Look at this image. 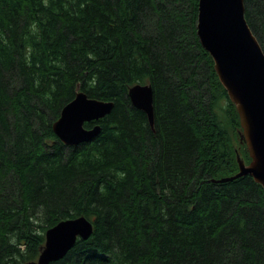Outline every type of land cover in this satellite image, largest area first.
I'll use <instances>...</instances> for the list:
<instances>
[{
	"label": "trees",
	"instance_id": "obj_1",
	"mask_svg": "<svg viewBox=\"0 0 264 264\" xmlns=\"http://www.w3.org/2000/svg\"><path fill=\"white\" fill-rule=\"evenodd\" d=\"M198 1L0 0V264H31L79 216L92 236L50 264H264L263 186L214 181L242 147L251 158ZM244 3L264 46V0ZM137 83L153 86L154 127ZM78 90L115 104L69 146L53 124Z\"/></svg>",
	"mask_w": 264,
	"mask_h": 264
},
{
	"label": "water",
	"instance_id": "obj_2",
	"mask_svg": "<svg viewBox=\"0 0 264 264\" xmlns=\"http://www.w3.org/2000/svg\"><path fill=\"white\" fill-rule=\"evenodd\" d=\"M197 33L203 48L214 60V69L236 105L250 162L237 154L239 170L231 176L214 179L232 181L251 175L264 188V51L245 17L244 0H199ZM133 105L144 111L155 125L154 91L151 84L130 87ZM113 100L91 98L83 90L62 108L53 129L60 140L76 146L93 140L102 130L100 123L113 110ZM94 231L85 216L59 221L46 231L45 244L33 264H50L66 256L78 239H89Z\"/></svg>",
	"mask_w": 264,
	"mask_h": 264
},
{
	"label": "rangeland",
	"instance_id": "obj_3",
	"mask_svg": "<svg viewBox=\"0 0 264 264\" xmlns=\"http://www.w3.org/2000/svg\"><path fill=\"white\" fill-rule=\"evenodd\" d=\"M163 2H165V1H163ZM170 7H172V6H170ZM253 11H254V9H253ZM261 45V44H260ZM261 47H262V49H263V51H264V46H262L261 45ZM246 149H247V151H248V148H247V146H246ZM236 154H240V156L245 160V162L246 163H249L250 162V160H247L245 157H244V152H243V147L241 148V151L239 152H237ZM250 156V155H249Z\"/></svg>",
	"mask_w": 264,
	"mask_h": 264
},
{
	"label": "bare ground",
	"instance_id": "obj_4",
	"mask_svg": "<svg viewBox=\"0 0 264 264\" xmlns=\"http://www.w3.org/2000/svg\"><path fill=\"white\" fill-rule=\"evenodd\" d=\"M198 24V23H197ZM198 34V33H197ZM259 41V40H258ZM260 43V42H259ZM147 84H149V83H147ZM249 152V151H248Z\"/></svg>",
	"mask_w": 264,
	"mask_h": 264
}]
</instances>
